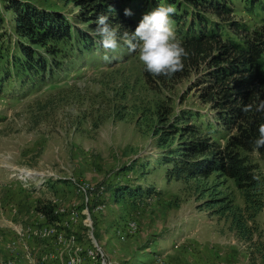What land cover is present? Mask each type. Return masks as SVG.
<instances>
[{
  "label": "rangeland",
  "instance_id": "374dc122",
  "mask_svg": "<svg viewBox=\"0 0 264 264\" xmlns=\"http://www.w3.org/2000/svg\"><path fill=\"white\" fill-rule=\"evenodd\" d=\"M23 1L72 20L78 12L63 0ZM238 8L242 12L243 4L238 2ZM0 11L6 17L0 30L4 44L19 52L14 42L8 43L9 34L15 39L13 12L4 10V0ZM242 13L234 19L250 30L259 26L258 17ZM99 40L96 36V46L82 52L73 40L66 54L62 44L54 45L59 51L57 67L44 82H22L9 65L11 79L3 84L0 72V264L35 262L44 251L42 241L33 236L27 249L17 231L51 222L60 218L56 211L72 209L80 213L75 231L81 246L94 251L88 264H264V210L244 215V237L228 212L216 213L206 204L225 197L243 209L233 179L219 172L208 178L176 179L157 160L165 149L159 144L182 109L216 117L201 99L207 86L201 83V73L153 86L136 53L130 54L121 43L115 52H106ZM31 47L53 61L45 47ZM262 64L264 69V53ZM5 67L0 64V71ZM225 134L220 131L219 138ZM189 137L184 132L170 136L166 147ZM220 141L225 145L223 138ZM241 154L264 175L262 155ZM124 187L145 193L117 195ZM40 201L53 206L50 217L36 209Z\"/></svg>",
  "mask_w": 264,
  "mask_h": 264
},
{
  "label": "trees",
  "instance_id": "16d2710c",
  "mask_svg": "<svg viewBox=\"0 0 264 264\" xmlns=\"http://www.w3.org/2000/svg\"><path fill=\"white\" fill-rule=\"evenodd\" d=\"M63 1L78 8L75 20L30 1L4 0V10L13 12L15 39L9 34L8 43L14 42V48L19 52H12L11 45L4 44L5 35L0 33V64L6 65L0 71L3 75L1 82L4 84L11 79L9 65L16 68L22 82L25 78L35 79L36 82L46 81L54 75V68L57 67L59 51L54 48L56 44H62L65 54L66 45L73 40H76L80 52L94 48L96 36L91 33L96 29V18L101 13L109 16L110 25L118 32V43L128 50L119 39L120 35L124 32L131 35L143 15L157 6L174 7L175 13L170 18L187 52L183 70L171 77L153 76L145 70V79L153 86L166 85L181 81L194 71L201 73V83L207 85L201 99L205 104H210L217 115L211 119L212 116L200 110L182 109L169 125L168 137L159 144L160 148L165 149L157 160L165 167L167 175L176 179L208 178L215 172L233 179L243 196V209L234 205L233 201L225 200V197L209 199L206 204L216 213L228 212L240 233L248 236L244 215L253 216L254 212L264 210V175L256 171L241 154V151H253L254 142L259 136V125L264 123V112H258L255 108L264 100V0ZM238 2L243 4L242 12L258 17L257 28L250 30L247 23L234 19L237 13L243 14ZM110 7L113 9L111 12L108 11ZM125 9H130L132 15L125 16ZM5 22L6 17L0 11V30H3ZM32 45L45 47L47 54L51 55L47 57H52L53 61ZM247 104L254 105L252 111H243ZM162 108L160 105L157 110L160 116L164 113ZM180 119L182 122L177 121ZM204 126L209 129L208 132ZM220 131L226 134L219 138ZM183 132L190 135L187 140H182L175 147H166L170 136L176 137ZM221 138L225 140V145H222ZM256 152L264 157V148ZM121 190L117 195L128 193L141 196L145 193L144 189L135 191L131 187ZM52 207L40 201L36 209L50 217Z\"/></svg>",
  "mask_w": 264,
  "mask_h": 264
},
{
  "label": "clouds",
  "instance_id": "9594fccd",
  "mask_svg": "<svg viewBox=\"0 0 264 264\" xmlns=\"http://www.w3.org/2000/svg\"><path fill=\"white\" fill-rule=\"evenodd\" d=\"M108 11L111 12L113 9L110 7ZM174 13V7L159 5L143 15L131 35L124 32L119 36L129 53H136L139 61L153 76L171 77L176 72L182 71L184 67L183 60L187 52L182 41L177 37L171 21L170 17ZM124 15L131 16V10L125 9ZM96 25L91 35L100 37L98 43L106 52L108 50L115 52L119 46L118 32L110 25L109 16L104 13L98 15ZM104 59L108 60L109 57L105 55ZM253 107L254 105L247 104L243 111H252ZM255 108L258 112H264V100ZM258 132L259 136L254 142V152L264 148V123L259 125Z\"/></svg>",
  "mask_w": 264,
  "mask_h": 264
},
{
  "label": "built area",
  "instance_id": "2783aa9c",
  "mask_svg": "<svg viewBox=\"0 0 264 264\" xmlns=\"http://www.w3.org/2000/svg\"><path fill=\"white\" fill-rule=\"evenodd\" d=\"M82 186L85 191L88 190L85 188L88 187L87 184H83ZM56 214L60 218L44 224L42 222L40 223L42 225L38 226V224L34 228H21L17 231L18 241L24 244L27 249H30L29 239L33 236L42 241L41 248H44V251L39 253L40 255H38L37 260L31 264H88V261L94 255V251L90 249L85 250V247L81 246L79 234L75 231L77 222L80 219L79 211L76 209L70 211L61 210L59 213L56 211ZM62 214L65 216L64 219L61 218ZM87 225L91 226V223H87ZM16 245L15 241L12 242L13 249H16L14 248ZM103 263L106 264L105 261ZM89 264H94V261H90Z\"/></svg>",
  "mask_w": 264,
  "mask_h": 264
},
{
  "label": "bare ground",
  "instance_id": "6f19581e",
  "mask_svg": "<svg viewBox=\"0 0 264 264\" xmlns=\"http://www.w3.org/2000/svg\"><path fill=\"white\" fill-rule=\"evenodd\" d=\"M26 175H29L30 176V174H28V173Z\"/></svg>",
  "mask_w": 264,
  "mask_h": 264
}]
</instances>
